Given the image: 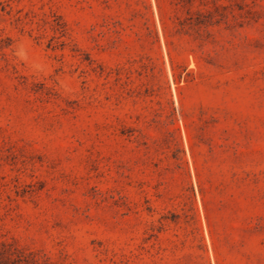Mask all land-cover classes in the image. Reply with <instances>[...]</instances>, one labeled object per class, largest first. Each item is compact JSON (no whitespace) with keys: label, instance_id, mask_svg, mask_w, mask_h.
I'll return each mask as SVG.
<instances>
[{"label":"rangeland","instance_id":"rangeland-1","mask_svg":"<svg viewBox=\"0 0 264 264\" xmlns=\"http://www.w3.org/2000/svg\"><path fill=\"white\" fill-rule=\"evenodd\" d=\"M0 264H264V0H0Z\"/></svg>","mask_w":264,"mask_h":264}]
</instances>
